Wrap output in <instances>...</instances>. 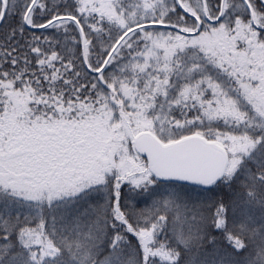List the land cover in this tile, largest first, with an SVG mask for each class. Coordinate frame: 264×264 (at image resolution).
Here are the masks:
<instances>
[{
  "label": "snow or ice",
  "instance_id": "obj_1",
  "mask_svg": "<svg viewBox=\"0 0 264 264\" xmlns=\"http://www.w3.org/2000/svg\"><path fill=\"white\" fill-rule=\"evenodd\" d=\"M0 264H264V0H0Z\"/></svg>",
  "mask_w": 264,
  "mask_h": 264
}]
</instances>
